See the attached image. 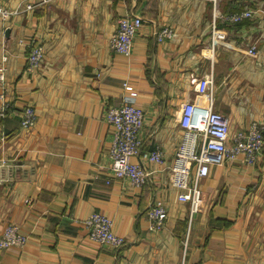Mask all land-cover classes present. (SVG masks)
Listing matches in <instances>:
<instances>
[{
  "label": "crops",
  "instance_id": "0c3cea01",
  "mask_svg": "<svg viewBox=\"0 0 264 264\" xmlns=\"http://www.w3.org/2000/svg\"><path fill=\"white\" fill-rule=\"evenodd\" d=\"M30 1L0 0L17 11L0 18V94L10 103L0 116V232L16 224L27 236L22 248L0 249V264H264V145L252 163L211 164L195 210L170 181L181 108L209 95L192 78L212 77L213 108L228 117L230 136L251 121L264 126V0H51L26 9ZM244 7L252 18L226 21ZM133 13L143 24L126 57L110 37ZM213 24L223 39L212 41ZM164 26L175 34L158 42ZM36 44L43 58L27 71ZM125 81L144 111L142 146L164 154L162 165L143 161L154 172L142 187L110 169L105 111L123 100ZM25 105L36 112L30 127L20 125ZM155 199L167 213L159 228L146 214ZM93 212L111 217L123 247L88 238Z\"/></svg>",
  "mask_w": 264,
  "mask_h": 264
},
{
  "label": "built area",
  "instance_id": "2783aa9c",
  "mask_svg": "<svg viewBox=\"0 0 264 264\" xmlns=\"http://www.w3.org/2000/svg\"><path fill=\"white\" fill-rule=\"evenodd\" d=\"M51 0H33L25 5L32 9L36 5ZM17 12L0 4V18L6 19ZM254 10L244 7L225 16L227 22L237 23L243 19L252 18ZM143 24L139 14L120 16L116 28L110 37V46L126 57L131 55L134 39ZM172 27L164 26L155 32L158 42L174 36ZM225 37L224 32L212 25L211 39L218 41ZM255 53V45L247 50ZM27 71H32L43 58V47L36 44L30 47L27 54ZM6 56L1 57L0 82L4 81ZM192 83L195 91L209 93L205 102L186 101L180 111L179 125L182 129L180 145L175 152L170 166L171 184L179 189L178 198L190 201L192 208L198 207L200 198L199 183L210 171L211 164L239 159L245 163H252L264 145V126L251 121L249 125L230 136L229 119L226 115L213 108L212 77H194ZM125 93L119 104H111L106 108L105 120L112 127V138L109 148L110 169L114 176L127 179L132 185L142 187L149 179L154 169L146 168L143 161L164 164L163 151L155 148L145 149L139 136L144 123V111L134 101L138 98L135 87L125 81L122 85ZM0 116H5L10 103L0 94ZM36 119L35 109L25 105L20 119L22 127H30ZM135 157L136 160H131ZM146 214L151 225L159 228L167 217L166 209L161 200L155 199L146 207ZM84 223L88 229V238L99 245H109L120 248L125 245V238L113 229L111 217L101 212L89 214ZM27 236L21 232L16 224H7L0 232V249L22 248Z\"/></svg>",
  "mask_w": 264,
  "mask_h": 264
}]
</instances>
